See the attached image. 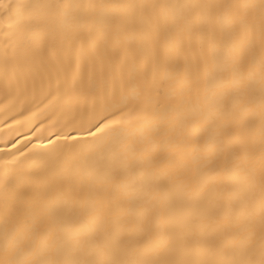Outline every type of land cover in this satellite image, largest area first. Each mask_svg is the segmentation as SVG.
<instances>
[{
    "label": "bare ground",
    "instance_id": "obj_1",
    "mask_svg": "<svg viewBox=\"0 0 264 264\" xmlns=\"http://www.w3.org/2000/svg\"><path fill=\"white\" fill-rule=\"evenodd\" d=\"M0 264H264V0H0Z\"/></svg>",
    "mask_w": 264,
    "mask_h": 264
},
{
    "label": "snow or ice",
    "instance_id": "obj_2",
    "mask_svg": "<svg viewBox=\"0 0 264 264\" xmlns=\"http://www.w3.org/2000/svg\"><path fill=\"white\" fill-rule=\"evenodd\" d=\"M113 123H115V121H113ZM109 125L105 124L103 127H101L99 130L102 132L104 131V128L108 127Z\"/></svg>",
    "mask_w": 264,
    "mask_h": 264
}]
</instances>
